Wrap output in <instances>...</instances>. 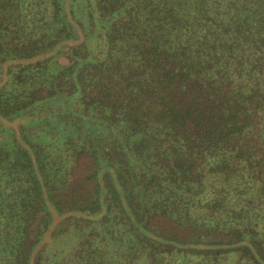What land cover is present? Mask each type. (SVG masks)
<instances>
[{
  "label": "trees",
  "instance_id": "trees-1",
  "mask_svg": "<svg viewBox=\"0 0 264 264\" xmlns=\"http://www.w3.org/2000/svg\"><path fill=\"white\" fill-rule=\"evenodd\" d=\"M0 264H264V0H0Z\"/></svg>",
  "mask_w": 264,
  "mask_h": 264
}]
</instances>
